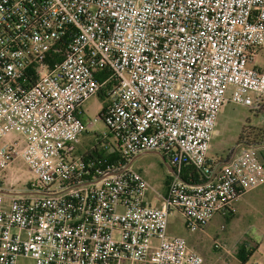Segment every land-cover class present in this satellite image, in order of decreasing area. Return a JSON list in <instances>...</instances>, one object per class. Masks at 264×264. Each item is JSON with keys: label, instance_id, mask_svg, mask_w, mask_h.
I'll use <instances>...</instances> for the list:
<instances>
[{"label": "built area", "instance_id": "obj_1", "mask_svg": "<svg viewBox=\"0 0 264 264\" xmlns=\"http://www.w3.org/2000/svg\"><path fill=\"white\" fill-rule=\"evenodd\" d=\"M97 95L109 134L89 152L123 161L78 154ZM228 102L264 103V0H0V163L31 173L0 185V264H203L171 215L197 232L264 184L257 147L209 158ZM147 152L175 173L159 206L132 168Z\"/></svg>", "mask_w": 264, "mask_h": 264}, {"label": "rangeland", "instance_id": "obj_2", "mask_svg": "<svg viewBox=\"0 0 264 264\" xmlns=\"http://www.w3.org/2000/svg\"><path fill=\"white\" fill-rule=\"evenodd\" d=\"M251 97L256 99V95L251 93ZM108 100L105 96L97 95L90 98L83 106L84 118L86 121H93L97 119L91 133L84 135L78 148V154H86L91 148L97 145L99 138L109 134L105 122L99 118L102 110L107 106ZM264 130V103L262 107L256 110H251L248 107L237 105L228 102L222 109L219 116L217 127L214 132V138L209 151V158L213 161L221 158L225 159L229 157L236 147L239 145H245L240 140L241 133L246 129L245 136L251 142H259L257 146L258 153L264 155V149L261 143L263 138L257 139L258 133L255 129ZM22 136L20 139L26 140L32 133L29 130L28 135H22L20 131H15ZM259 134V133H258ZM255 138L257 140H255ZM244 148L238 149L243 151ZM132 168L140 173V175L151 186L148 193L149 202L153 205L159 203L160 195L167 191L168 185L167 179L170 175L169 169L163 161L162 155L154 152H147L140 154L132 163ZM13 178L16 183L17 189H24L31 182V173L26 164L18 159L15 160L9 169L4 170L3 164L0 163V185L8 187V181ZM10 195H6L4 207L7 208L9 204ZM250 200L257 198V194H250L246 197ZM245 198V199H246ZM240 207H236V215L231 219H224L221 216H215L207 224L205 232H190L186 227L185 219L178 213H174L169 218V233L176 236H182L186 238L190 248H195L196 240H202L205 242L203 246L205 252L204 264H217L218 252L214 250V239L224 237L227 235H238L243 237L247 242L250 239L259 238L264 232V218L258 215V211L255 207L246 206L243 202L245 200H238ZM224 228L222 230L221 228ZM249 239V240H248ZM17 264H35L31 259L20 258Z\"/></svg>", "mask_w": 264, "mask_h": 264}, {"label": "crops", "instance_id": "obj_3", "mask_svg": "<svg viewBox=\"0 0 264 264\" xmlns=\"http://www.w3.org/2000/svg\"><path fill=\"white\" fill-rule=\"evenodd\" d=\"M19 136H21V135L19 134ZM19 136H18V133L14 132L10 136L9 140H13L15 138H18ZM212 143L213 142H211V145H212ZM242 148H244V150L247 149V147H243V145H241V146L239 145L238 147H236V149L233 150V152H231L232 154L229 157H227L225 159L218 158V159H216L217 161H215V162H218L219 164L227 163L231 159V157L233 156L235 151L237 149H242ZM262 148L264 149V145H262ZM258 154L260 156V159L262 161H264V155L260 154V152ZM137 157H135L134 160ZM134 160H133V162H134ZM166 192H164V194ZM250 194H257V198H254V200H250V199L246 198ZM238 200H245L243 203L246 206L250 205V207H255L258 211V215L261 218H264V184L262 186L256 188V189H253V190L245 193ZM148 202H149V198H148ZM238 202L239 201H237L235 204V207H237V209H238V207H240ZM149 204H151V203L149 202ZM151 205L152 206H159L160 201H159V203H157L155 205H153V204H151ZM235 215H236V213L232 216H227V217L221 216V217H223L224 219H227V218L231 219V218L235 217ZM218 216H220V215H218ZM210 221H209V223H210ZM207 224L197 232H205V228H206ZM221 229L224 230L223 226ZM214 243H215V245L217 244L220 246L218 249H216L215 245H214V250L216 252H218V257L216 258L217 264H264V232L262 233L261 237L250 239L247 242L244 240L243 237H239L238 235H236V236L235 235H227L224 237L218 236L217 238L214 239ZM204 244H205V242H203L202 240H196L195 248L198 250V253H200L202 255V257L204 259L203 264L206 262L205 261V252H204V249L202 246Z\"/></svg>", "mask_w": 264, "mask_h": 264}, {"label": "trees", "instance_id": "obj_4", "mask_svg": "<svg viewBox=\"0 0 264 264\" xmlns=\"http://www.w3.org/2000/svg\"><path fill=\"white\" fill-rule=\"evenodd\" d=\"M103 77H101V79H102ZM261 107H262V105H261ZM107 108V106H105L104 108H103V110H102V113L99 115V118L100 119H103V115H104V111H105V109ZM255 130H257V132L259 133H257L256 134V137H257V139H259L260 137H261V139L263 138V140H262V142L261 143H264V130H261V129H255ZM246 129H244L243 131H242V133H241V136H240V140H241V142L244 144L245 143V145L244 146H251V147H257L256 145H258L259 144V142H257V143H254V141L253 142H251V141H249L248 139H247V137L245 136V134H246ZM256 138H255V140H257ZM263 145V144H262ZM86 158H88V159H93V158H101V159H103L104 161H106V162H108V163H113V162H115L116 160H122V158H121V156L120 155H118V154H112V155H109V154H107L106 153V151H104V150H101V151H98V150H93V151H91V152H89L88 154H86ZM123 161V160H122ZM170 175L168 176V179H167V184H169V181H170ZM181 178L185 181V182H196V183H199V182H201V180H202V178L200 177V175L197 173V171H195V169L193 168V167H190V166H188V167H185L184 169H183V172H182V174H181Z\"/></svg>", "mask_w": 264, "mask_h": 264}, {"label": "water", "instance_id": "obj_5", "mask_svg": "<svg viewBox=\"0 0 264 264\" xmlns=\"http://www.w3.org/2000/svg\"><path fill=\"white\" fill-rule=\"evenodd\" d=\"M243 147L250 148L251 146H244V145H243ZM236 151H238V149H237ZM236 151H235V152H236ZM157 154H159V153H157ZM159 155H160V154H159ZM162 158H163V157H162ZM163 161H164V163L166 164V166L168 167L169 172H170L171 174H175L174 171L171 169L169 163H168L164 158H163ZM0 193L8 194L6 191H0Z\"/></svg>", "mask_w": 264, "mask_h": 264}]
</instances>
